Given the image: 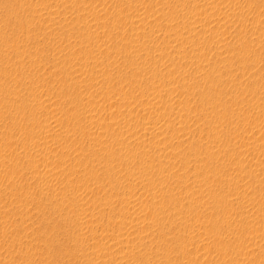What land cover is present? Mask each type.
I'll list each match as a JSON object with an SVG mask.
<instances>
[{"label":"rangeland","instance_id":"obj_1","mask_svg":"<svg viewBox=\"0 0 264 264\" xmlns=\"http://www.w3.org/2000/svg\"><path fill=\"white\" fill-rule=\"evenodd\" d=\"M0 264H264V0H0Z\"/></svg>","mask_w":264,"mask_h":264},{"label":"bare ground","instance_id":"obj_2","mask_svg":"<svg viewBox=\"0 0 264 264\" xmlns=\"http://www.w3.org/2000/svg\"><path fill=\"white\" fill-rule=\"evenodd\" d=\"M151 147V146H150ZM149 151V150H148Z\"/></svg>","mask_w":264,"mask_h":264}]
</instances>
